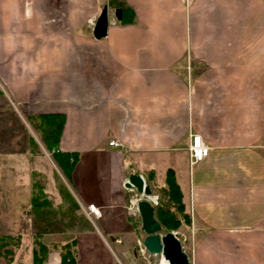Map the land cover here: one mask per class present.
Returning a JSON list of instances; mask_svg holds the SVG:
<instances>
[{"label":"crops","instance_id":"0c3cea01","mask_svg":"<svg viewBox=\"0 0 264 264\" xmlns=\"http://www.w3.org/2000/svg\"><path fill=\"white\" fill-rule=\"evenodd\" d=\"M0 86L20 117H61L67 179L100 209L63 241L74 264L134 263L133 174L178 216L190 264H264V0H0ZM191 133L209 147L193 165ZM27 136L0 131V157L32 158Z\"/></svg>","mask_w":264,"mask_h":264},{"label":"rangeland","instance_id":"374dc122","mask_svg":"<svg viewBox=\"0 0 264 264\" xmlns=\"http://www.w3.org/2000/svg\"><path fill=\"white\" fill-rule=\"evenodd\" d=\"M0 96V131L5 136L12 134L17 138L20 136L21 126L28 133L27 142L31 139L37 141V146L30 154L32 158L0 157V244H4V249L12 251V255L8 256L13 257V263L10 264H16L18 261L22 264H31L30 257H32L34 247L33 234L36 230L46 228V232L40 239L48 247L47 255L52 249L59 256L62 246L66 245L63 243L66 237L79 232L89 221L77 202L76 192L69 183L67 174L60 171L51 153L44 147L40 139L41 132L35 125L37 122L34 119L28 120L19 116L12 99L6 94L3 86H0ZM5 110L9 113V117ZM60 184L66 189L72 202L70 199L64 200L61 197ZM33 195L39 197L45 209V215H39L32 209ZM154 198H157L160 203V198L156 195L145 197L135 192L129 194L128 203L142 199L152 203ZM128 218L136 236L133 243L136 259L133 264H145L138 254L140 241L144 238L140 217L128 215ZM186 218L190 226H193V215L190 213V217L186 216ZM176 232L180 240L184 242V249L187 251L189 241L184 236L185 232ZM161 233L163 234V231ZM71 243H67L70 251L73 246ZM3 257L0 256V264H7ZM120 262L127 264L121 259Z\"/></svg>","mask_w":264,"mask_h":264},{"label":"trees","instance_id":"16d2710c","mask_svg":"<svg viewBox=\"0 0 264 264\" xmlns=\"http://www.w3.org/2000/svg\"><path fill=\"white\" fill-rule=\"evenodd\" d=\"M116 8H119L121 10L122 6L120 4H117ZM61 121H62L61 117H58L56 115L42 116L40 117L38 122L36 121L37 123L35 125L41 132L40 139L44 147L46 148L47 151L51 153L52 158L59 167V169L63 173L67 174L68 168L72 166L74 161L70 162L71 158L69 155L56 151L58 138L62 126ZM28 143H29V151L31 152L33 148L36 146V143L33 139L29 140ZM167 187L170 192H174L176 190V185H174L173 180L167 182ZM59 192L64 200H68V199L71 200L66 189L61 184L59 187ZM31 203H32L31 205L32 209L37 214L42 216L45 215V209L44 207H42L43 205L42 203H40L39 197L33 195ZM178 209L182 210V204L178 207ZM154 216L157 222L160 224L163 234L171 231H176L180 227L178 216L175 213H173L172 209H169V207L163 205V203L161 204V202L159 203V206L155 208ZM45 232H46V228L42 227L41 229L36 230L33 234L34 247L32 250L31 264H42L45 261V257L47 256L48 253V247L44 243H42V240L40 239V237ZM61 249L62 251L59 252L60 264H74V257L71 254L69 245L68 244L63 245ZM11 255H12V251L4 249V244H0V256H4L3 258H5L7 264H10L13 260V257H8Z\"/></svg>","mask_w":264,"mask_h":264},{"label":"water","instance_id":"95a60500","mask_svg":"<svg viewBox=\"0 0 264 264\" xmlns=\"http://www.w3.org/2000/svg\"><path fill=\"white\" fill-rule=\"evenodd\" d=\"M120 15L121 10L116 9L115 16L118 20L121 19ZM107 22V9L104 8L94 25L93 35L96 39L105 36ZM125 187L135 189L137 193L146 197L151 194L150 189L138 174L130 175ZM137 210L141 222V231L145 235L142 246L150 254H161L168 264H190L178 238L171 232L161 234V226L154 217V208L146 200H141L137 203Z\"/></svg>","mask_w":264,"mask_h":264},{"label":"built area","instance_id":"2783aa9c","mask_svg":"<svg viewBox=\"0 0 264 264\" xmlns=\"http://www.w3.org/2000/svg\"><path fill=\"white\" fill-rule=\"evenodd\" d=\"M109 146H117L115 141H110ZM189 151V162L191 165L201 161L204 159L209 152V147L201 140L198 135H190V144L188 147ZM152 203L154 206L157 205V198L152 199ZM81 209L84 212L85 217L88 221L96 228V222L100 217V209L94 204H88L85 207L80 205ZM128 215L136 216L137 208L136 201L129 202V206L127 207ZM140 258L144 261L145 264H168L167 261L160 255H152L148 254L146 250L140 246L139 249Z\"/></svg>","mask_w":264,"mask_h":264},{"label":"bare ground","instance_id":"6f19581e","mask_svg":"<svg viewBox=\"0 0 264 264\" xmlns=\"http://www.w3.org/2000/svg\"><path fill=\"white\" fill-rule=\"evenodd\" d=\"M116 143V142H115ZM117 144V143H116ZM117 146H118V144H117ZM112 147H116V146H112ZM128 182V179H127V181L125 182V184ZM129 189V188H128ZM140 195H142V194H140ZM143 196V195H142ZM149 196H152V193L149 195ZM149 196H147V197H149ZM146 197V196H145ZM147 199V198H146ZM142 200H145V199H142ZM137 201V200H136ZM139 201H141V200H139ZM139 201H137L136 203H138ZM151 206H152V204L153 203H151L150 201H148V200H146ZM85 206H87V205H85ZM85 206H82V207H85ZM138 212V211H137ZM155 217V216H154Z\"/></svg>","mask_w":264,"mask_h":264}]
</instances>
